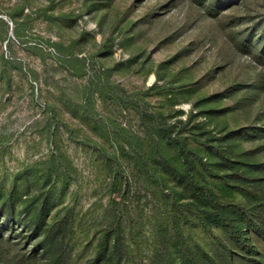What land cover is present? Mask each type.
<instances>
[{
  "label": "rangeland",
  "instance_id": "obj_1",
  "mask_svg": "<svg viewBox=\"0 0 264 264\" xmlns=\"http://www.w3.org/2000/svg\"><path fill=\"white\" fill-rule=\"evenodd\" d=\"M263 27L264 0H233L218 16L194 0H0V184L8 189L12 177L31 165L33 173L42 175L50 153H67L75 171L69 192L53 213L74 209L75 232L67 239L69 264L85 263L93 254L102 205L109 196L106 170L94 153L96 143L87 140L89 135L99 138L69 112L73 102L84 99L83 89L106 83L130 99L146 95L151 110L168 113L163 95L145 93L157 83L177 91L181 101L173 110L197 112L214 103L228 107L229 130L264 128V61L257 62L231 38L234 31L244 33L242 38L253 32L256 42ZM109 38L114 46L103 54ZM2 54L9 60L3 61ZM78 58L85 59V66ZM182 89L191 90L187 98L180 96ZM232 91L238 95L230 96ZM243 94L246 99L237 104ZM216 95L221 102L213 100ZM206 99L213 102L204 105ZM66 100L71 101L67 106L62 102ZM97 108L140 132L133 108L122 112L118 100L106 107L98 102ZM259 144L256 140L249 147ZM38 191V185L31 187L30 192ZM145 202L141 205L148 213L154 204ZM135 203L131 207L137 210ZM140 226L138 221L133 225ZM145 228L141 241L151 237L150 226ZM1 233L3 238L9 235L8 230ZM16 240L5 244L7 253L32 250L28 237L20 244ZM144 254L139 259L146 263Z\"/></svg>",
  "mask_w": 264,
  "mask_h": 264
},
{
  "label": "trees",
  "instance_id": "obj_2",
  "mask_svg": "<svg viewBox=\"0 0 264 264\" xmlns=\"http://www.w3.org/2000/svg\"><path fill=\"white\" fill-rule=\"evenodd\" d=\"M194 2L218 16L223 5L233 0ZM234 32L231 38L237 46L263 62L264 46H259L264 42V27L256 42L253 32L243 38L244 33ZM108 40L103 54L111 53L114 46V39ZM1 57L9 60L4 54ZM78 60L85 66V59ZM152 92L164 96L168 113L151 110L146 95L130 99L106 83L83 89L84 99L73 102L69 110L97 133L98 140L94 135L87 140L96 143V160L106 170L108 184L109 200L102 205L94 251L83 264H264V128L229 130L228 107L206 99L203 104L212 107L197 112L173 110L181 101L177 91L154 83L145 91ZM190 93L182 89L179 94L187 98ZM235 94L232 91L230 96ZM213 97L215 102L222 101ZM110 100H118L122 112L133 108L138 113L140 132L102 115L97 103L106 107ZM53 116L58 119L57 114ZM256 140L260 144L250 148ZM107 142L115 146L109 149ZM31 169L34 165L20 169L8 189L0 184V264H69L67 239L75 232L74 209L69 207L62 214L53 209L70 190L73 161L67 153L52 152L42 175ZM35 184L40 191L32 193ZM76 195H72L74 200ZM143 199L154 204L148 213L141 205ZM134 202L137 210L131 207ZM17 203L22 209L18 210ZM137 221L141 226L133 227ZM147 224L151 237L141 241ZM3 230L9 231L7 238ZM27 237L32 240L30 252H6L5 244L16 239L20 244ZM144 252L146 263L139 259Z\"/></svg>",
  "mask_w": 264,
  "mask_h": 264
}]
</instances>
